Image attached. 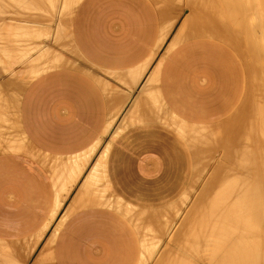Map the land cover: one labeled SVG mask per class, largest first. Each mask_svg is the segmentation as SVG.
Returning a JSON list of instances; mask_svg holds the SVG:
<instances>
[{"label":"crops","instance_id":"1","mask_svg":"<svg viewBox=\"0 0 264 264\" xmlns=\"http://www.w3.org/2000/svg\"><path fill=\"white\" fill-rule=\"evenodd\" d=\"M30 1L21 3L38 13L37 1ZM17 7L10 15L4 10V18L0 13V264H141L143 244L135 225L97 205L94 196L110 193L145 211L180 200L207 169L200 161L214 158L208 152L216 132L246 101V65L214 38L176 44L161 62L176 31L167 36L155 0H81L67 28L46 25L53 27L45 29L51 32L48 42L43 38V46L23 59V29L39 25L23 23L13 13ZM36 31L29 38H38ZM44 47L62 55L57 68L32 79L24 91L7 86L12 74L22 82ZM12 141L23 148L7 149ZM77 159L80 173L72 180L70 163ZM94 172L95 194L87 196ZM60 215L62 226L51 234L55 225H48Z\"/></svg>","mask_w":264,"mask_h":264},{"label":"bare ground","instance_id":"2","mask_svg":"<svg viewBox=\"0 0 264 264\" xmlns=\"http://www.w3.org/2000/svg\"><path fill=\"white\" fill-rule=\"evenodd\" d=\"M3 1H4L2 5L3 7L0 6L3 9L1 8L0 13L4 12L5 10L4 13L7 15L11 12L10 10H12V8L14 9V7L19 6L21 10L19 9V7H17L18 9L13 10V11H17V13L16 12H13V13H15V15L18 16V18H19V15L21 17H23L24 15L23 20L32 19V20H37L38 23L44 18L46 20L44 19L45 21L43 20V23L46 22L48 24L47 21H49V23L54 22L56 13H58L57 11H59L60 15L58 19H60V24H59V21L58 23L56 22L57 23L56 27H59L58 24L61 27L63 26L65 27L69 24V20L71 19V17H73L74 12L77 9L78 4L80 3L81 0H63V1L62 0H36L37 1L36 3L35 1L33 2L31 0L33 2L32 4L35 3L36 7L38 8V13L36 11L37 9H33V10L31 9V7L33 6L28 7L30 8L29 10L27 8L25 9L21 1L25 5V3H29L27 2L28 0H24V1L14 0L15 3L20 2L18 3L19 5H17V3L15 5L14 1L12 3L9 2L10 0L8 1L9 3L7 2V0H3ZM168 1L171 2L173 9L178 6L179 8L178 12L182 9L181 6H182L183 0L182 1L181 0H168ZM0 2L2 4L1 0ZM5 2H7L8 5ZM156 3L158 4L160 8L161 13L165 17V22H166L167 32H168L167 36H169L170 33L173 31L179 19V15L175 14L177 12H174L169 7L171 6V4L167 3L168 4L167 5L165 3L166 6L164 7L163 3L161 4L159 3V1H156ZM4 4L6 5L4 6ZM9 4L11 5V7L9 6ZM20 5L23 7H21ZM29 5H31V3H29ZM188 5L191 9V14L188 15V17L196 15V17H199V20L201 19L200 20L201 25L198 27L200 28V30L198 31H201V32L205 31L207 33L211 32L212 34L213 32H215L221 35H226V37L228 35L233 41L234 39L241 40L242 35H243L245 43L249 44L248 56L254 61L253 62L254 69L251 70V73L249 71L247 73L250 79V82H252V84L250 82L248 83V88L249 89L251 88V90L262 93V95H264V0H190L188 2ZM6 6H9L11 9L7 7L9 8L8 9L9 11H7ZM58 7H60V10L58 9ZM22 9L23 10L25 9L26 11L27 10L28 11L25 12ZM29 11H30V14H28ZM33 11H36L35 12L36 14L34 13L35 15L33 14ZM41 11L42 12L45 11V12L42 14ZM25 13H27L29 16ZM44 14L46 17L44 16ZM1 15H0L1 17L4 16L3 13ZM11 15L14 16V18L16 19L14 14H11ZM30 15L34 18H29L31 17ZM43 16L44 18H42ZM190 19L192 18L190 17ZM190 19L189 21H191ZM28 20H26V22ZM2 21L4 22V19ZM23 23H25V21H23ZM40 23L42 24V21ZM2 25L3 23H1V26ZM25 25L23 24V27ZM202 25H206L210 27L211 29L203 26L205 28H208V30H204ZM39 26L38 27L35 26L38 28V29H35L34 27L32 28L30 25L29 27H31V31L28 30L29 33L26 32L27 29H30L29 27L25 26L26 29L25 27L23 29L25 31L24 33L22 32V34L23 35L26 34L27 36L30 34V32L32 35H34L33 34L35 33L34 31L40 29V32H38V38L36 37L37 34L34 37L31 36L33 39L35 38L36 42L32 41L33 39L29 38L30 35L28 37L24 36L25 39L24 41H22L23 42L22 45L24 44V47H23L24 49L22 48V50L24 52H21L23 53V55H20V57L23 56L22 57L23 59L27 57L31 58L30 56H33L32 54L43 46V44H41V40L45 38L44 40L47 41L46 38L48 37L49 33L51 37V32L53 30L52 29L53 27L50 26L51 32H49L48 34L47 33L44 34L45 30L43 33L41 30L46 29V27L45 28L43 27L41 29V26L40 28ZM50 29H48V31ZM59 30L60 29H58V31ZM230 30H235L236 33H229ZM190 33L192 32L191 31L188 32L187 22H184L182 27L179 29V32H177L175 36L172 38L169 44V47H173L176 44H179L181 39L188 37ZM17 35H20L19 36L20 38L23 37L21 36V33L20 34L17 33ZM26 37L29 38L30 40L26 39ZM192 37H194V35ZM22 39H20V41ZM28 41L35 42V43L31 44V42H28ZM1 48L2 47L0 46V52L2 50ZM42 49L40 51H42ZM43 50L44 51L39 53L38 59L35 60L31 65L25 68V77L23 78L22 82H18V81L15 82L16 80L15 75L11 73L12 76L8 80L7 86H10V87L16 86L17 88H19L18 91H24V89H26L25 87L27 83H29L32 79H34L35 77L39 76L40 74L50 69H53L55 67L57 68L58 64L61 63V61L63 60L62 55L55 53L51 50L47 51V48L46 50L45 49ZM8 52L6 51L7 54L4 53L5 56L6 55L10 56L9 55L10 52L9 53ZM1 68L2 66H0V69ZM9 71L10 70H8V72ZM152 78L153 77H151L150 79ZM156 80L157 79L155 78V81ZM148 81L150 80H147V82ZM155 81H153V83ZM146 86L144 85L143 86L144 88L142 87V89L148 91L150 86L148 85V89ZM151 88L150 90H152ZM146 93L147 92L144 91V93H142L141 96ZM151 94H152V91H150V94L148 95H151ZM141 96L139 95V98H141L142 100ZM151 97L149 98L151 99ZM257 99H258V96H257ZM145 100L147 99L145 98ZM134 102H136V99ZM134 102L133 104H135ZM130 109L132 108L130 107ZM166 111L167 110H165L164 113H167ZM129 112L131 114V111ZM160 112H162V109ZM170 114L171 113H167V115H170ZM173 119H174V116H173ZM172 121H175V120H172ZM262 128L264 129L263 124H262ZM180 133L184 137H186V134L183 130H181ZM193 135L194 134L192 133V136ZM244 136L245 138L242 139L243 141L239 140L240 143H242L241 145L239 141L236 139H235L236 142L239 143V144L237 143V145L234 144L233 141L235 140L233 139H232L233 141L232 140L230 141L228 139V142L226 144L227 147L224 146V144H222L224 146L223 148L226 147V151H227L226 160L229 162V164H227V166L219 165L217 170L211 169V170H214V172H212L210 175L208 174L210 177H208V179L205 180L206 183L204 184V186H202L203 188L200 191L199 189L201 187L200 188L198 187L199 188L198 194L196 193L197 196L195 195V199H193V203L190 202L192 203L191 205L190 203L187 204L188 203L187 201L194 194L193 188L188 189L187 192L184 194V196L180 200H178L176 203H174L173 205H170L163 209L151 210V211L136 209L130 206L129 204H126L124 201L120 200L119 198L111 195L110 193L104 192L103 195L94 196L95 190H96L94 188V185L98 180L95 172L90 176L88 180L86 179L88 181L87 183L88 188L85 187L87 188L86 194L87 196L88 195L94 196L95 203L97 205L106 206V207L112 208L113 210L118 211L119 213L125 215V217H127L129 221H131L135 225V227L138 229V231L141 234V239H142V244H143V258H142L141 264H264V132L259 135L258 141H256L257 139L254 140V137H253V140L251 141L250 139H252V136L249 135L250 137H247L248 136L247 133ZM194 140L195 139H193V141ZM199 141H196L197 144ZM201 142H202V138H201ZM13 144L14 143L12 141V145H9L7 149L15 150V148H17L18 150H20L21 148H23V146H18V145L16 146V144L15 145ZM209 144L210 143L208 142V145ZM220 144H221L220 142L218 143L215 142L214 146H211L212 144H210L209 148L214 147L213 152H216L217 149L221 146ZM201 145H203V143ZM206 146L205 148L203 147L204 149L202 150L206 151L207 149ZM223 148H222V151H223ZM206 152H208V149ZM208 153H211V152H208ZM216 154L217 153H215L214 155L216 156ZM210 157L212 158L211 155ZM206 158H207V154H206ZM220 158H222V156ZM213 161H214V158L211 159L210 161L212 162L211 164L215 163ZM209 163L205 167L207 168L206 170H208V168H211L209 167L211 165ZM79 164H80V161L78 159L70 163V174H71L70 176L72 180H74L75 176L78 175V173H80ZM203 175H204V172H201L200 178L198 180L194 179L192 182V185L194 184L197 185L201 181L202 177L205 178ZM84 183H86V181ZM73 185L74 184H72V187H74ZM198 185H201V184H198ZM191 193L193 194L191 195ZM57 206L56 208L59 209L58 211H60V208H62V205L59 204ZM56 208L53 213L54 215H55V212L57 213ZM55 216H53L54 217L53 219H56ZM60 216L62 218V215ZM59 218L58 220H54L55 223L52 225L50 224L53 222V220L50 221V224L48 225L49 227L55 225L53 230L50 228L52 231L51 234L55 233L56 235V232L58 231L59 227L62 225L63 221L61 220V218L60 219Z\"/></svg>","mask_w":264,"mask_h":264},{"label":"rangeland","instance_id":"3","mask_svg":"<svg viewBox=\"0 0 264 264\" xmlns=\"http://www.w3.org/2000/svg\"><path fill=\"white\" fill-rule=\"evenodd\" d=\"M156 1H159V3H163V6L165 7L166 5H165V3L167 4H171V2L170 1H168V0H155V2ZM182 1V0H181ZM185 0H183V2H182V6H181V12L179 11L178 12V6L177 7H175L174 9L172 8V4H171V6H169L174 12H177V13H175V14H178L179 15V19H178V21H177V23H176V26H175V31H176V33L177 32H179V29L182 27V25L184 24V22H187V29H188V32L189 31H191L192 33H190L189 35H188V37H186V38H182L181 39V41H180V43H182V42H184V41H187V40H190L191 38L192 39H195V38H214V39H218V40H221V41H223L224 43H226L227 45H229L230 47H232L237 53H238V55L239 56H241V59L242 60H244L243 62H245V64H246V69H247V73H248V71L251 73V70H253L254 68V65H253V60L248 56V46H249V44L248 43H245V41H244V38H243V35H242V38H241V40L239 39H234V41L227 35V37H226V35H221V34H219V33H215V32H213V34L210 32V33H207V32H201V31H198V30H200V28H198L201 24H200V20H199V17H196V15L195 16H190L192 19H190V17H188V15H190L191 14V9H190V7H189V5H188V2L190 1V0H186L185 2H184ZM60 3H61V1H60ZM60 3H59V5H60ZM167 4V5H168ZM186 4V5H185ZM188 6V7H187ZM58 9H59V7H58ZM41 10H42V8H41ZM45 10V9H44ZM42 12V11H41ZM45 12V11H44ZM44 12H42V13H44ZM58 13H59V11H57ZM57 13V14H58ZM180 13H182V14H180ZM46 17V16H45ZM23 18H24V16H23ZM22 18V19H23ZM29 18H31V17H29ZM34 18V17H33ZM42 18H44V16L42 17ZM59 17L58 16H55V21L54 22H50L49 23V21H47L48 22V24L45 22V23H43V20L45 19H42L41 21H42V24L40 23L41 21H39V25L41 26V29L43 28V27H45L46 25H52V24H57L58 23V21H59V24H60V19H58ZM57 19V20H56ZM189 19L191 20V21H189ZM26 20H28V19H24L23 21H26ZM32 20V19H31ZM46 20V19H45ZM44 20V21H45ZM28 21H30V19L28 20ZM33 22L34 21H36V22H38L37 20H32ZM35 22V23H36ZM57 22V23H56ZM190 22V23H189ZM180 23V24H179ZM203 26H205V27H208V26H206V25H202V27ZM205 27H203V29L204 30H208V28H210V27H208V28H205ZM211 29V28H210ZM42 30H45V29H42ZM41 30V31H42ZM44 33H46V32H44ZM229 33H236V31L235 30H230V32ZM205 34V35H204ZM194 35V37H192ZM200 35V36H199ZM197 36V37H196ZM202 36V37H201ZM45 39V38H44ZM169 44H168V47H167V50L163 53V55H162V59H161V62L163 61V59H164V56H165V54H168V50H169ZM160 62V63H161ZM159 63V64H160ZM158 64V65H159ZM250 82V79H249V77H248V83ZM251 84H252V82H250ZM256 94V95H255ZM257 96H258V99H257ZM264 98V95H262V93H259V92H256V91H253V90H251V88L249 89L248 88V93H247V97H246V101L244 102V104L239 108V110L234 114V116L223 126V128H221L218 132H216V142L218 143V142H220L221 144V146L217 149V151L216 152H213L211 149L209 150L211 153H213V154H211V153H209V156L211 155L212 157H214V161L213 162H215V163H213V164H211L212 162H210L211 160H209L208 162L207 161H202V162H200V163H202V164H208L209 162V164H211L209 167H211V168H208V170H206V169H204V171H202V170H200V172H205V171H207L208 173H209V175L212 173V172H214V170H217L218 169V166L219 165H224V166H227V164H229V162L226 160V157H227V151H226V147H227V142H228V139L231 141L232 139L233 140H240V141H243L242 139L243 138H245V134L247 133V137H250L249 135H251L252 136V139H250L251 141L253 140V137H254V140H256V141H258L259 140V135L261 134V133H263L264 132V129L262 128V124L264 125V102H263V99ZM263 102V103H262ZM258 115V116H257ZM254 130H253V129ZM232 140V141H233ZM236 140L235 141H233L234 142V144L235 145H237V143L238 142H236ZM223 141H224V143H223ZM240 141H239V143H240ZM236 142V143H235ZM238 143V144H239ZM222 144H224V146H226L225 148H223L224 146L222 145ZM242 143H240V145H241ZM217 146V145H216ZM218 146H219V144H218ZM217 146V147H218ZM223 148V151H222V148ZM220 149V150H219ZM220 151V152H219ZM223 152V153H222ZM215 153H217L216 154V156L214 155ZM225 153V154H224ZM220 154V155H219ZM223 154V155H222ZM214 155V156H213ZM225 155V156H224ZM222 156V158H220ZM216 158V159H215ZM216 160H217V162H216ZM223 160V161H222ZM224 162V163H223ZM226 163V164H225ZM215 166V167H214ZM216 168V169H215ZM225 168V167H224ZM211 169H214V170H211ZM210 170V171H209ZM227 170V169H226ZM206 172V173H207ZM204 176L205 178H203L202 177V179H201V181L198 183V184H201V185H192L191 184V186H189V189H191V188H193L194 189V194L193 193H191V195L193 194V196H191V198L187 201L188 203L187 204H189L190 202H192L193 203V199H195V195L197 196V194H198V189H199V191L203 188L202 186H204V184L206 183V181L205 180H207L208 179V177H210V176ZM200 178V176L199 177H197V178H194L195 180H198ZM202 182H204V183H202ZM199 187V188H198ZM195 189H196V191H195ZM197 193V194H196ZM194 197V198H193ZM197 198V197H196ZM192 200V201H191ZM195 202V201H194ZM192 203H190V205L192 204ZM61 220L63 221V217L61 218ZM62 226V225H61ZM60 226V227H61ZM60 227H59V229H60ZM58 229V230H59ZM138 230V229H137ZM57 233V232H56ZM140 233V232H139ZM141 235V234H140ZM40 244L42 245V246H44L45 244H46V241L45 240H42V241H40ZM96 258H98V257H96Z\"/></svg>","mask_w":264,"mask_h":264}]
</instances>
